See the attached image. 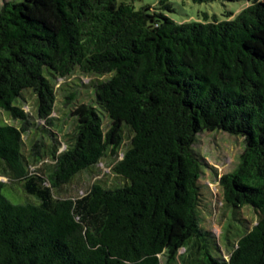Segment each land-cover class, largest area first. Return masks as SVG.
<instances>
[{
	"label": "trees",
	"instance_id": "obj_1",
	"mask_svg": "<svg viewBox=\"0 0 264 264\" xmlns=\"http://www.w3.org/2000/svg\"><path fill=\"white\" fill-rule=\"evenodd\" d=\"M246 1L235 15L180 23L118 0L0 3V111L12 121L0 117V175L35 197L11 203L0 180V264H264V0ZM75 72L107 77L90 80L89 99L64 95L73 127L63 139L40 127L45 142L18 102L31 91L52 126L55 80ZM216 129L243 139L217 179L224 246L225 232L199 221L207 165L194 148ZM107 154L123 183L57 196ZM245 206L256 214L248 228Z\"/></svg>",
	"mask_w": 264,
	"mask_h": 264
},
{
	"label": "rangeland",
	"instance_id": "obj_2",
	"mask_svg": "<svg viewBox=\"0 0 264 264\" xmlns=\"http://www.w3.org/2000/svg\"><path fill=\"white\" fill-rule=\"evenodd\" d=\"M5 0H0L2 3ZM126 1L134 8H139L141 6H149L151 10L161 12L176 21L178 23L187 21L190 19H201L203 18V13H207L209 16H217L220 19L225 18L226 13L231 12L235 15L241 8L246 7L248 2L246 0H118ZM263 1V0H261ZM107 75L101 77H96L93 75H84L79 72H75L68 78H58L55 80L56 88V100L53 106V111L50 113L52 117L53 125L49 126L43 119L36 116V105H35V95L31 91L23 92L18 104L22 109L28 113L29 121L34 122L38 127L35 131L36 136L40 134L45 142H49L46 132L44 130L40 131L39 128L43 127L48 129L51 133L56 134L57 138L61 137L63 139V134L70 131L73 127L72 117L69 115V109L72 107V103H65L64 95L69 91H75L78 95L89 99L90 95V84L91 81L102 80L106 78ZM104 116V114H101ZM0 117L5 122H12L9 120L1 111ZM14 124H18L16 121ZM29 129H34V125H30ZM32 133L28 132L23 135L24 140V154L28 153L30 139ZM194 148L201 154L204 155V160L206 162V167L203 172V177L201 179L202 183L207 185V191H204L203 202L201 206V212L199 215V221L201 225L207 230L211 231L215 236L218 237L220 231L224 235H220L218 243L224 246L226 242L225 234L229 231L228 235L231 236V228L227 227L226 223L229 222L230 211L223 205V201L220 194V187L218 185L217 179L220 174L230 172L237 164L238 157L243 149L242 137L241 135L227 133L224 130L216 129L212 131L202 130L197 136ZM125 141L122 148L126 145ZM55 143V142H54ZM64 148L63 144H60V150ZM121 152L117 154V158H120ZM114 158L110 155L103 156L100 161L92 169H86L78 173L71 182L63 185L59 190H57V196L59 197H77L85 193L89 186L93 183L99 182L107 187H112L115 185H120L124 180L118 175L114 174L112 170V165L114 163ZM43 162V163H42ZM41 163L37 164L42 166L44 162H48L44 159ZM29 170L34 171V167L31 166ZM0 180L6 182L7 184L1 190L2 195L11 203L22 204L27 202H34L35 197L24 192L20 183L12 182L7 177L0 175ZM47 184V183H46ZM241 217L245 219V225L247 228L255 223L256 214L249 206L242 207L239 210ZM226 227L224 228V226ZM224 228V230H223ZM224 257L228 256L226 248L220 247ZM184 248H180L179 252L182 253ZM161 264H164L161 257ZM179 264V263H176Z\"/></svg>",
	"mask_w": 264,
	"mask_h": 264
}]
</instances>
